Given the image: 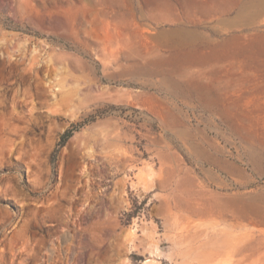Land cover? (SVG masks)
Here are the masks:
<instances>
[{
    "label": "rangeland",
    "instance_id": "374dc122",
    "mask_svg": "<svg viewBox=\"0 0 264 264\" xmlns=\"http://www.w3.org/2000/svg\"><path fill=\"white\" fill-rule=\"evenodd\" d=\"M0 264H264V0H0Z\"/></svg>",
    "mask_w": 264,
    "mask_h": 264
},
{
    "label": "trees",
    "instance_id": "16d2710c",
    "mask_svg": "<svg viewBox=\"0 0 264 264\" xmlns=\"http://www.w3.org/2000/svg\"><path fill=\"white\" fill-rule=\"evenodd\" d=\"M70 132H65L61 138L62 143L65 142L67 138H69Z\"/></svg>",
    "mask_w": 264,
    "mask_h": 264
}]
</instances>
